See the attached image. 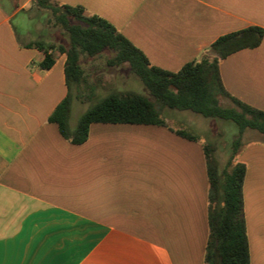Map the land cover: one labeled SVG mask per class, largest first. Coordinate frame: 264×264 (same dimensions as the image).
I'll return each mask as SVG.
<instances>
[{
	"label": "crops",
	"instance_id": "1",
	"mask_svg": "<svg viewBox=\"0 0 264 264\" xmlns=\"http://www.w3.org/2000/svg\"><path fill=\"white\" fill-rule=\"evenodd\" d=\"M52 1L107 20L170 72L223 35L264 30V0ZM58 29L35 0H0V264H205L204 142L169 123H92L84 143L67 141L49 120L70 92ZM219 70L228 93L264 111V38ZM250 138L236 160L249 264H264V143Z\"/></svg>",
	"mask_w": 264,
	"mask_h": 264
},
{
	"label": "trees",
	"instance_id": "2",
	"mask_svg": "<svg viewBox=\"0 0 264 264\" xmlns=\"http://www.w3.org/2000/svg\"><path fill=\"white\" fill-rule=\"evenodd\" d=\"M36 5L48 9L51 20L67 35L69 43L58 47L67 55L65 75L68 89L72 82L80 83L83 69L81 54L98 56L106 50L113 53L109 65L127 63L141 80L152 98L130 90L114 92L87 109L71 127L72 97L70 92L56 107L49 120L56 123L60 134L72 144L88 139L92 123H122L168 126L162 115L165 108L191 111L207 119L231 121L239 128L233 141V153L226 165L215 155L216 148L204 143L209 180L208 226L209 236L205 264H249V248L244 213L243 184L246 165L238 162L246 130L264 135V111L233 97L225 89L219 62L243 50L258 47L264 30L252 26L219 37L197 59L185 64L178 72L152 66L146 56L116 27L97 15H87L81 6L60 5L52 0H35ZM45 51L41 64L48 69L54 55ZM227 100L230 105L223 102ZM179 136L197 141L199 137L185 130H174Z\"/></svg>",
	"mask_w": 264,
	"mask_h": 264
},
{
	"label": "rangeland",
	"instance_id": "3",
	"mask_svg": "<svg viewBox=\"0 0 264 264\" xmlns=\"http://www.w3.org/2000/svg\"><path fill=\"white\" fill-rule=\"evenodd\" d=\"M63 43L66 45L69 43L66 34ZM112 56L113 53L108 50L95 57L81 54L80 64L83 69V78L80 83L72 82L70 85V94L72 100L75 101L71 122L77 124L78 119L87 109L114 92L130 90L152 98L127 63L113 66L108 64ZM223 103L230 105L227 100ZM162 115L171 127L185 130L199 137L204 143L213 145L220 163L222 166L226 165L233 153L232 143L239 136V128L236 124L231 121L207 119L191 111L168 108L162 110ZM254 137L257 138L256 142L264 143V135L252 130H246L243 133L241 142L245 144L249 138L254 139Z\"/></svg>",
	"mask_w": 264,
	"mask_h": 264
}]
</instances>
